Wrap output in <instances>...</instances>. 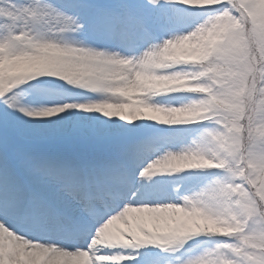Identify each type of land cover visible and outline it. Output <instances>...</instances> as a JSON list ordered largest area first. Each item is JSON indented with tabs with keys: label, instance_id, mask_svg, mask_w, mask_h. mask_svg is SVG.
<instances>
[{
	"label": "snow or ice",
	"instance_id": "snow-or-ice-1",
	"mask_svg": "<svg viewBox=\"0 0 264 264\" xmlns=\"http://www.w3.org/2000/svg\"><path fill=\"white\" fill-rule=\"evenodd\" d=\"M201 237L264 264V0H0V264Z\"/></svg>",
	"mask_w": 264,
	"mask_h": 264
},
{
	"label": "rangeland",
	"instance_id": "rangeland-1",
	"mask_svg": "<svg viewBox=\"0 0 264 264\" xmlns=\"http://www.w3.org/2000/svg\"><path fill=\"white\" fill-rule=\"evenodd\" d=\"M173 99V98H164ZM159 179V178H157ZM215 243V238H205L201 237L193 240L188 245L185 246L184 250L177 253L176 256H166L164 257V262L162 264H185V261L195 258L201 254L205 249L211 248Z\"/></svg>",
	"mask_w": 264,
	"mask_h": 264
},
{
	"label": "bare ground",
	"instance_id": "bare-ground-1",
	"mask_svg": "<svg viewBox=\"0 0 264 264\" xmlns=\"http://www.w3.org/2000/svg\"><path fill=\"white\" fill-rule=\"evenodd\" d=\"M164 262V258H163V260L161 261V264Z\"/></svg>",
	"mask_w": 264,
	"mask_h": 264
}]
</instances>
